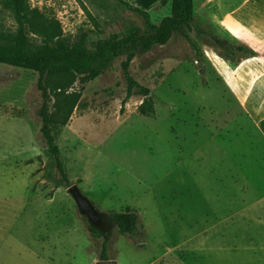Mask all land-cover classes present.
Wrapping results in <instances>:
<instances>
[{"label":"rangeland","instance_id":"rangeland-1","mask_svg":"<svg viewBox=\"0 0 264 264\" xmlns=\"http://www.w3.org/2000/svg\"><path fill=\"white\" fill-rule=\"evenodd\" d=\"M122 1L157 24L171 14L170 0H29L61 21L68 41L88 47L145 29ZM194 2L204 29L254 54L236 64L193 29L199 51L174 35L132 60L130 72L150 98H127L126 54L97 78H78L73 88L82 97L58 136L69 185L40 132L38 73L0 63V264H97L102 238L89 225L108 238L116 264H264V155L253 154L262 142L244 108L252 89L264 111V0ZM16 28L0 3V30ZM148 99L154 110L144 115ZM250 158L262 177L252 176ZM72 185L101 215L135 209L142 240L94 223Z\"/></svg>","mask_w":264,"mask_h":264},{"label":"trees","instance_id":"trees-1","mask_svg":"<svg viewBox=\"0 0 264 264\" xmlns=\"http://www.w3.org/2000/svg\"><path fill=\"white\" fill-rule=\"evenodd\" d=\"M170 1L171 14L165 16L158 24L151 21L147 10L122 1L129 10L144 19L145 29L130 28L123 35L111 36L98 41L95 47H88L82 41H68L61 21L39 7H32L29 0H0L2 7L9 11L17 22L14 31L0 30V63L38 73L37 86L42 96V104L38 109L40 132L62 183L69 185L70 178L61 158L58 136L62 128L69 123L82 97V90L73 88L78 78L82 83L95 79L116 57L126 54L122 68L127 81V98L134 94L150 98L151 90L130 72L132 60L157 45L166 44L174 35H181L199 51L198 43L190 34L193 29L199 35H208L211 42L221 48L223 57L236 64L241 57L254 54V50L247 45L233 44L204 29L197 21L194 0ZM30 37H39L41 42L32 43ZM153 110L152 99L140 106L144 115L152 113ZM101 219L116 224L118 232L122 235H137L140 240L143 238L140 216L135 209L127 208L120 212L109 210L102 213ZM88 230L93 237L102 238L100 259H107L108 238H103V232L94 225H89Z\"/></svg>","mask_w":264,"mask_h":264},{"label":"crops","instance_id":"crops-1","mask_svg":"<svg viewBox=\"0 0 264 264\" xmlns=\"http://www.w3.org/2000/svg\"><path fill=\"white\" fill-rule=\"evenodd\" d=\"M255 81H256V83L258 82L257 80H255ZM255 86L256 85H254L253 87H255ZM250 92H251L250 96H248L247 101H245L244 108L248 111L249 115L252 117L253 124H254L253 125L254 130L257 132V135L260 136L259 139L262 142V144L260 145V148L257 149L255 153H253L257 157L259 155H264V111H263V109L261 107V102L260 101H258V102L257 101H254V102L251 101V98H252V95H253L252 89H251ZM263 95L260 96L261 99H262ZM239 150H241V149L238 148V151ZM253 162L256 163V159L253 161L250 158L248 164L251 166V168L253 170L254 175L252 174V176L253 177H257L259 175L260 177H262L263 174H261L260 169L258 168V166H255V165L252 164ZM48 261H46V262H48ZM92 264H95V259H92Z\"/></svg>","mask_w":264,"mask_h":264},{"label":"water","instance_id":"water-1","mask_svg":"<svg viewBox=\"0 0 264 264\" xmlns=\"http://www.w3.org/2000/svg\"><path fill=\"white\" fill-rule=\"evenodd\" d=\"M151 95L152 94L149 93V96ZM69 190L73 195V197L75 198L79 209L93 222H99L101 220L100 211L96 208L93 202L86 195L82 193L79 187L77 185H72L69 188ZM97 264H116V263L113 259L107 258V259L99 260Z\"/></svg>","mask_w":264,"mask_h":264},{"label":"flooded vegetation","instance_id":"flooded-vegetation-1","mask_svg":"<svg viewBox=\"0 0 264 264\" xmlns=\"http://www.w3.org/2000/svg\"><path fill=\"white\" fill-rule=\"evenodd\" d=\"M94 223L103 224V223H104V221H103V219H101L99 222H94Z\"/></svg>","mask_w":264,"mask_h":264}]
</instances>
